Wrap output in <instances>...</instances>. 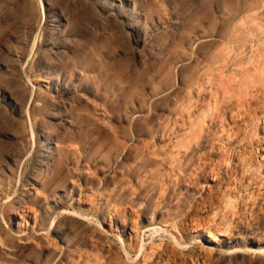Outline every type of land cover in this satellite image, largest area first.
I'll return each instance as SVG.
<instances>
[{
  "label": "rangeland",
  "instance_id": "obj_1",
  "mask_svg": "<svg viewBox=\"0 0 264 264\" xmlns=\"http://www.w3.org/2000/svg\"><path fill=\"white\" fill-rule=\"evenodd\" d=\"M132 1L149 31L139 46L99 0H0V86L20 103L13 112L0 100V264H151L188 242L185 224L197 217L231 244L206 262L204 249L185 248L188 264H242L246 255L221 256L264 247V0ZM52 12L66 18L59 32ZM61 40L57 66L81 84L68 101L88 108L54 173L30 186L37 125L55 122L44 116L56 96L46 68ZM194 131L198 139L182 148ZM83 213L85 221L72 216ZM143 240L147 262L136 247Z\"/></svg>",
  "mask_w": 264,
  "mask_h": 264
},
{
  "label": "bare ground",
  "instance_id": "obj_2",
  "mask_svg": "<svg viewBox=\"0 0 264 264\" xmlns=\"http://www.w3.org/2000/svg\"><path fill=\"white\" fill-rule=\"evenodd\" d=\"M99 6L102 8V11L105 13V15L107 14V16L115 17L116 20L122 24L123 28L129 32L131 43H134L136 46H139L142 43L146 44V41L149 39V31H148V28L146 26L147 24H146L145 20H143L144 17H146V15L144 14V11L137 9L136 3L134 1H132V0H99ZM103 18H104V16H103ZM97 21H99V20H97ZM64 22H66V18L62 14L57 13V12H52V14L50 16V27H51L52 31H54V32L58 31L59 32L61 30V28L65 26ZM55 48H56V54L58 55L57 62L50 64L48 66V68H46V67L45 68L49 72V74H48L49 76L46 77V82L51 83V84L53 83V86H54V84L56 85L53 89L56 91V96H55L54 100L49 105L46 104L44 107V110H45L44 116L55 120V122H54V124H46L45 123L43 125H37V131H38L37 148H38V152H39V163H38L39 173L33 172L28 176V180L26 183H27V185H30V186H35L36 184H40L41 179L44 175H46L45 177H47V176H50L54 173L55 164L57 163V161L60 162L61 159L64 157V152H65L64 146L66 143L69 142V128L75 125L76 118H77L76 115L80 114L82 112V110H85V109L87 110V108H88V104H83L84 101L80 98H78V101L73 100L72 103H70L68 101L69 98L72 99V97L74 96V92L77 91L76 90L77 88L81 87V84H80V82L72 81V79L69 77L71 79L70 80L68 78V76L66 75L67 73L64 74V72H63V74H62L60 68L57 66L59 64V62H62V58H61L62 55L61 54H62L63 50L67 48L66 42L64 40H61V42H59ZM61 74L63 75L62 77H60ZM0 100L3 101L13 112H18L20 110V103L13 97L12 94H10L6 89H4L1 86H0ZM31 102H32V96L30 95V97L27 101V105H26L27 109L30 106ZM81 105H83L84 107L81 108L80 107ZM188 139H189V142L187 143V145H185V143L183 142L184 138H181L179 140L182 148L189 149L190 147H192V141H195L198 139L197 131L191 132V135L189 136ZM241 151H239V152H241ZM246 153H247L246 151H245V153H242V154L240 153L241 155H239V157H243V158H241L243 160L246 159V158H244L245 156L243 155V154L246 155ZM11 159L13 162H16L15 157H13ZM25 160H26V158H25ZM239 164H241V160L238 163V165ZM243 165H244V163H243ZM239 166H242V165H239ZM243 167L244 166H242V168ZM226 168H227V170L229 169L228 166ZM239 168H241V167H239ZM250 169H252V168H250ZM241 171H243V169ZM241 171H239V172H241ZM227 172L230 173L231 172L230 169ZM227 172L225 174L226 179L228 177H230V175H231L230 174L228 176ZM238 173H237V176H238ZM241 173H243V172H241ZM256 173L257 172H255V174ZM212 176L214 177L213 180L218 181V182H216V185H215L217 188V191L222 192V185H221V180L219 179V174L213 173ZM233 176L234 175L232 174L231 177H233ZM250 177H252V176L250 175ZM203 178H205V177H203ZM236 178H238V177H236ZM257 179H259V178H257ZM222 180H224V178ZM252 180H256V179H252ZM246 182H245V184H246ZM226 184H228V183H226ZM232 188H233V186H232ZM209 189L208 190L211 191V188H209ZM228 190H229V187H228ZM205 192H206V190H205ZM218 192H217V194H218ZM208 193H207V195H209ZM214 193H216V192H214ZM197 196L202 198V194L200 192L197 194ZM204 196H206V195H204ZM217 197L218 196L216 195V199H217ZM210 198H213V197H210ZM219 198H221V196ZM203 199L204 198H202V201L206 202ZM210 200H213V199H210ZM212 202L214 203V201H212ZM215 202L217 203L216 200H215ZM54 203L57 206L63 205V200L60 197L57 200H55ZM213 203H212V206H213ZM216 203H214V204H216ZM218 203H220V202H218ZM202 205H203V203H202ZM196 206H198V205H196ZM205 207H206V205H205ZM203 209L204 208H202L201 210H203ZM200 212H202V211L197 212V214ZM207 212H209V211H207ZM64 213H67V212H64ZM221 213L219 215H221ZM68 215H69V213H68ZM153 215H154V213H153ZM202 215H204V214H202ZM72 216L76 217L77 219H79L81 221L86 220V216L84 215V213L80 214L78 216L77 215H72ZM190 217L192 218V215ZM207 217L209 218V216H207ZM197 218H199V217H197ZM197 218H195V219L199 223L200 220ZM202 218H201V220L205 221V219H202ZM221 218L223 219V216ZM221 218H219V221ZM228 219L231 221L230 218H228ZM233 219H232V221H233ZM207 220H209V219H207ZM17 223H18V221H17ZM198 223H195V221H194V222H192V224H190V223L185 224L186 226L191 227V231H190L191 235L188 238L187 243L183 244V243H179V241L178 242L176 241V245H174V247L168 248L166 246L167 248L166 247L163 248L161 255L157 258L156 261L152 262L151 264H188L189 261H188L187 257L184 255L185 248H189V249L201 248V249H204V251H203L204 254L201 253V255L203 254L204 262H206V261L210 260L212 257H214V255L217 253V250H219V247H223V246H227V244H231L230 241L229 242L228 241H225V242L222 241L221 242L220 237H222V236L225 237L226 233L224 231L217 229L218 227L217 228H214V227L213 228H206L203 223H201L203 225H201L200 223L198 224ZM207 223H208V221H207ZM207 223L205 225H207ZM231 223L232 222H230V224ZM132 224H133V222H132ZM183 224L184 223H182V225ZM218 224H220V223H218ZM226 225H229V224H226ZM134 230L135 231L138 230L137 223H135L133 225V231ZM148 230H150V229H148ZM157 231H155V233H160L159 231L158 232ZM144 234H145V232H144ZM172 236H174V235H172ZM153 237H154V235H153ZM172 238H174V237H172ZM0 240H1V242H3L4 240L6 241V239L4 237H0ZM250 240H251V244L260 243V241L255 237L251 238ZM203 243H208L209 246L204 248V247H202ZM149 244L150 243H146L145 240H143L141 246H140V243H138V241L136 244V247L138 246V251H137L138 256L144 257L145 262L151 260L150 253H146V248H145V246L146 245L148 246ZM218 245H221V246H218ZM261 245H262V241H261ZM169 246H171V245H169ZM175 246L178 249H176ZM4 247H2V248H4ZM129 248L130 249H127L126 253L128 255V258L131 259L132 246H129ZM179 250H180V252L178 253ZM234 254H243V255L247 256V258L244 257L241 260L242 264H257L255 257L264 256V247H257V248L251 249L250 252L248 250H246L245 247H233V248L227 250L226 253H224L223 256H221V257H226V256L234 255ZM254 255H255V257H253ZM221 257H220V259H221L222 263H229V260L221 258ZM58 261H59V259H57V261L54 264H58ZM191 263L196 264L193 259H191ZM234 263L238 264V261H236Z\"/></svg>",
  "mask_w": 264,
  "mask_h": 264
}]
</instances>
